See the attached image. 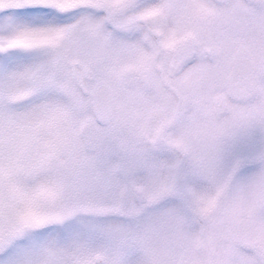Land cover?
Here are the masks:
<instances>
[{
  "label": "rangeland",
  "instance_id": "obj_1",
  "mask_svg": "<svg viewBox=\"0 0 264 264\" xmlns=\"http://www.w3.org/2000/svg\"><path fill=\"white\" fill-rule=\"evenodd\" d=\"M11 4L19 8L13 10ZM58 8L69 10L65 0H0V264H97V254L105 258L102 264H133L135 252L142 253L144 246L159 249L156 257L150 256L155 264H206L208 250L204 254L194 248L196 234L205 231L222 236L217 264H264L260 171L238 181L231 192L223 183V197L205 208L217 207L216 214L205 209H193L196 216L179 213L181 204L169 202L136 223L104 218V207L116 205L117 187L128 178L137 183L136 176L128 177L123 168L120 174L109 171L130 156L119 147L116 121L106 122L104 139V129L94 123L90 97L80 88L82 70L101 56L104 16L83 12L61 20ZM233 14L230 19L236 27L230 30L237 43L253 44L263 37L264 10L234 8ZM7 44L14 49H6ZM111 50L114 54L116 45ZM73 59L82 66L74 65ZM215 173V179L222 175ZM202 189L209 191L207 186ZM173 207L174 214L168 215ZM77 213L85 217L76 220ZM177 214L186 219L183 228L173 218ZM67 220L71 222L66 224ZM154 222L171 228L158 229L156 238ZM182 230L194 233L189 234L188 246L180 239L173 240L177 248H165L169 240L161 237L183 236ZM139 231L141 239L134 244L132 237ZM239 239L261 249L260 256L242 252ZM113 243L116 246L108 248ZM165 249L168 258L160 255ZM145 260L142 256L140 264Z\"/></svg>",
  "mask_w": 264,
  "mask_h": 264
},
{
  "label": "flooded vegetation",
  "instance_id": "obj_2",
  "mask_svg": "<svg viewBox=\"0 0 264 264\" xmlns=\"http://www.w3.org/2000/svg\"><path fill=\"white\" fill-rule=\"evenodd\" d=\"M116 1L117 9L104 13L101 56L89 65L93 79L86 83L89 90L100 80L110 86L119 147L130 156L125 164L114 165L109 171L120 174L123 168L142 185H122L132 213L153 208L151 204L138 205L143 198L141 190L146 189L152 191L147 199L180 203L188 214L186 204L197 197L199 187L221 185L232 158L251 153L254 144L264 141V34L246 44L254 69L250 64L246 69L243 61L231 85L237 52L230 30L234 26L222 14L231 4L213 0ZM242 1L246 10H264L263 0ZM188 31L192 37L170 45ZM83 85L81 80L80 87ZM231 88L251 93L242 101L237 99L242 93H232ZM107 126H101L104 139ZM236 145L240 149L234 150ZM105 156L104 143V170L108 167ZM215 171L222 173L220 178L215 179ZM120 189H116L118 202ZM104 195L109 198L107 188ZM196 201L198 204V198ZM201 237L204 248L212 250L215 238L211 241L206 231Z\"/></svg>",
  "mask_w": 264,
  "mask_h": 264
}]
</instances>
